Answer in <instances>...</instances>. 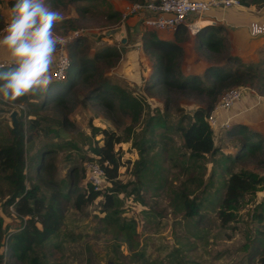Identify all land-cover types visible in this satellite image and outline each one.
<instances>
[{
  "label": "rangeland",
  "instance_id": "1",
  "mask_svg": "<svg viewBox=\"0 0 264 264\" xmlns=\"http://www.w3.org/2000/svg\"><path fill=\"white\" fill-rule=\"evenodd\" d=\"M47 2L64 16L63 22L58 23L54 31L60 36L75 33L72 39L82 37L85 55L90 56L95 49L106 44L115 45L120 50V56L112 66H99L100 77L107 79L109 84L131 92L140 100L142 109L135 121H132L130 111L118 109L117 106L108 113L105 108L93 104L84 96L88 87L80 81L68 95L70 101L66 103V116L71 123L68 127L60 125L64 111L51 104L43 106L37 114L23 116L24 130L30 123L28 120L38 121V125L31 129L35 131V136L26 144L28 155L34 153L41 144L52 142L56 145L52 153L45 157L50 175L40 180L34 172L29 173L32 182L39 185L41 194H46L45 181L48 179L54 183L59 179L68 181L71 166L74 167L72 172L76 173L71 178L76 192L87 187L83 165L92 156V148L101 144L100 135L91 136L90 127L111 129L121 137V141L113 146L119 162L117 175L101 187V192L115 186L120 188L117 193L121 198L118 219L114 222L104 219L99 204L101 195L79 208L68 206L57 235L49 243L34 247L33 253L38 260L43 264H254L256 256L252 255V259H249V250L258 242V238H264V217L258 218V214L264 212V149L255 150L234 161L232 170L244 168L263 179L253 192L243 194L235 208L226 211L230 213L229 219L222 221L217 212L218 203L213 198L222 193L220 183L225 174L214 160L223 154L231 157L236 152L238 135H228L226 129L216 134L213 131L214 145L218 148L215 156L211 158L205 154L203 158L189 160L181 148L182 138L176 128L179 124H186L185 114L197 105H204L206 98L194 92L185 94L174 91L164 106L161 96L142 89L152 56L141 48L138 36L140 31L149 29L135 24L130 30L125 24L126 19H119V10L125 1ZM253 5L260 9L264 3ZM84 6L86 9L81 10L80 7ZM113 10L118 12V16L109 18L107 14ZM9 11L7 0H0V28L9 19ZM120 24H125L123 43L118 37L102 34L104 29ZM231 50L230 44H227L225 51H195L206 65L210 63L233 68L238 65V61L227 59V55H236ZM263 57L262 54L257 61H251L256 69L263 68L264 64H260ZM241 60L250 63L246 59ZM182 64L180 59L179 69ZM71 70L72 67L69 68ZM262 81L254 79L253 84H250L251 89L262 93L258 90ZM8 109L6 104H0V140L10 137ZM157 116L163 121L154 124L153 132L148 133L145 122ZM141 138H146V143L150 144L143 153L146 170L136 168ZM25 184L27 186L28 182ZM7 190V181L0 173L2 236L17 232L19 221L22 220L15 214L12 205L5 204ZM181 193L188 194L189 198L200 204L196 214L188 216L183 209H179L183 197ZM125 223L133 226L130 240H126L122 231L117 229L118 225ZM4 251L2 244L0 264H27L25 260L15 257L7 259Z\"/></svg>",
  "mask_w": 264,
  "mask_h": 264
},
{
  "label": "trees",
  "instance_id": "2",
  "mask_svg": "<svg viewBox=\"0 0 264 264\" xmlns=\"http://www.w3.org/2000/svg\"><path fill=\"white\" fill-rule=\"evenodd\" d=\"M238 1L243 5L264 3V0ZM13 3L14 0H7V7L10 9ZM80 9L84 10L86 6L80 7ZM107 15L111 18L118 16V12L113 10ZM1 23L2 15L0 13V26ZM185 32V28L178 25L170 39L155 36L152 30L140 34L141 48L152 56L149 73L142 83V89L161 96L164 106L167 105L174 91L185 94L194 92L206 98L204 105H197L188 114H185L186 124H179L176 128L182 138L181 148H183V152L187 153L189 160L194 161L203 158L205 154L212 158L218 152L206 116L221 92L232 86L251 88L250 84H253L254 79H263L260 89L257 87L262 93L254 91L264 95V66L256 69L251 62L245 63L237 55H227V59L238 61V65L232 68L208 63L201 74L181 73L179 59L183 53V48L179 42L186 38ZM81 39L82 37H74L67 45L69 66L65 79H52L47 91L28 95L17 101L24 104V113L37 114L43 106L51 104L56 109L64 111L60 125L68 127L71 124L66 116V103L70 101L68 95L71 88L81 81L84 86L88 87L84 96L93 101V104L105 108L108 113L116 106L118 109L128 110L131 112L132 121H135L142 109L140 100L131 92L118 85L109 84L107 79L103 76L100 77L99 66L101 64L108 67L112 66L119 58L120 50L115 45L106 44L87 56L83 53L84 48L81 45ZM193 44L195 49L203 53L206 51H225L227 44L229 45L224 27L221 24H207L200 28L193 35ZM261 60L260 64H264V57ZM7 65H2L0 68H6ZM70 67H72L71 71H69ZM34 96L37 98L36 100L29 99ZM22 118L21 114H16V121L14 124L11 123L9 129L10 137L0 140V173L8 185L5 204L12 205L15 214L22 219L19 221L17 232H8L2 236V218L0 216V246L3 244L7 259L15 257L17 260H25L27 264H43L33 253L34 247L38 244L49 243L57 235L68 206L72 205L79 208L82 204L101 195L99 204L101 211L104 212L103 217L114 222L118 219L121 211V198L117 195L120 188L115 186L106 188L101 192V189L93 190L87 183V187L83 191L76 192V188L71 183L73 176H75V171L72 172L74 167L71 166L68 181L59 179L54 183L48 179L45 181L46 194H41L39 185L32 182L29 173L34 172L40 180H45L50 175L49 163L45 162V157L52 153L56 145L52 142L41 144L34 153L28 155L26 144L35 136V131H31V129L38 125V121L35 119L28 120L30 123L27 126V131L23 128ZM159 121H163V119H159L157 116L154 120L150 119L145 122V129L149 130L148 133L153 132V125ZM90 130L91 136L100 135L99 139L101 140V144L92 148V155L102 165L107 180L111 181L117 175L119 163L113 146L121 141V137L107 128L92 126ZM226 130L228 135H238L239 144L231 157L223 154L214 160L219 164L221 172L225 174L220 183L222 193L213 198L218 203V215L224 222L229 219L230 215L226 211L235 208L243 194L253 192L263 179L258 174L244 168L232 170L234 161L255 150L264 149V137L261 136V133L249 128L244 123H229ZM149 147L150 144L146 143V138L139 140L140 158L136 163V168L147 169L145 168L143 153ZM26 181L28 182L27 186ZM181 196L183 197L179 202L181 205L179 209H183L184 214L188 216L196 214L201 207L200 204L189 198L186 193H181ZM258 216V218L264 217V212L259 213ZM117 229L122 231L126 240L131 239L134 231L132 224H121L118 225ZM257 241L249 250V259H252L250 257L253 255L252 257L256 256L253 261L254 264H264V238L260 237ZM1 258L0 252V260Z\"/></svg>",
  "mask_w": 264,
  "mask_h": 264
},
{
  "label": "clouds",
  "instance_id": "3",
  "mask_svg": "<svg viewBox=\"0 0 264 264\" xmlns=\"http://www.w3.org/2000/svg\"><path fill=\"white\" fill-rule=\"evenodd\" d=\"M63 20L62 12L47 0H14L0 37V48L9 56L6 68H0V97L5 103L47 91L55 53L65 43L54 31Z\"/></svg>",
  "mask_w": 264,
  "mask_h": 264
},
{
  "label": "built area",
  "instance_id": "4",
  "mask_svg": "<svg viewBox=\"0 0 264 264\" xmlns=\"http://www.w3.org/2000/svg\"><path fill=\"white\" fill-rule=\"evenodd\" d=\"M241 5L238 0H141V1H127L119 10V19L125 20L132 15H139L142 26L149 29H167L174 30L176 26L181 25L190 34H195L203 24L197 25L196 21L204 19V13L210 8L224 7L227 5ZM9 19L3 23L0 28V33L4 29ZM249 30L252 35L264 34V21H252L249 24ZM73 34L61 36L65 43L58 47L55 53V60L52 66V79L62 80L67 76L69 66V57L67 54V45L71 41ZM9 62H0V66L7 65ZM245 89H250L246 86H232L225 89L219 95L213 107L209 110L206 119L213 131L218 133L220 130H225L229 122L227 119L218 120L216 111L218 109H227L235 101H237ZM253 91V90H252ZM0 104L8 106V113L14 109L16 114H22V117L27 114L24 113V106L21 102L5 103L0 97ZM85 178L87 183L93 190L101 189L107 178L102 165L97 161L96 157L92 155L84 162Z\"/></svg>",
  "mask_w": 264,
  "mask_h": 264
},
{
  "label": "crops",
  "instance_id": "5",
  "mask_svg": "<svg viewBox=\"0 0 264 264\" xmlns=\"http://www.w3.org/2000/svg\"><path fill=\"white\" fill-rule=\"evenodd\" d=\"M124 1L127 2L128 0ZM203 18L208 21L204 23L203 26L207 24H221L224 27V33L232 49L231 51L239 56L240 59H246V61L250 62L257 61L260 55H264V34L252 35L249 30L250 22L264 21V5L261 6L260 9H256L253 4H231L224 7H213L204 13ZM125 21V24L130 30L133 29L132 27H134L135 24L140 25L142 28H147L142 26L139 22V15L129 16ZM125 24H123L124 27ZM149 30H152L156 36L166 39L172 38L174 31L167 29ZM141 33L140 31L138 36L139 42ZM3 34L4 33H1L0 37H2ZM186 35V38L179 42L183 48V53L180 57L183 64L182 67L180 66V71L184 74H201L206 63L196 54L197 52L193 44L194 34L187 33ZM134 38L137 39L135 33ZM0 62H9L6 49L0 48ZM261 96L262 95H258L256 92L252 91V89H245L240 98L229 108L218 109L216 111V117L220 121L227 119L229 123H244L251 129L261 131L262 135H264V102H262L261 99L258 100ZM29 99L36 100L37 98L34 96Z\"/></svg>",
  "mask_w": 264,
  "mask_h": 264
},
{
  "label": "water",
  "instance_id": "6",
  "mask_svg": "<svg viewBox=\"0 0 264 264\" xmlns=\"http://www.w3.org/2000/svg\"><path fill=\"white\" fill-rule=\"evenodd\" d=\"M123 24H120L117 27H110V28H106L102 31V34L106 37H118L119 41L121 43H123L125 41V37L123 36ZM262 102H264V96L260 97ZM8 117L10 119V122L12 124L15 123L16 121V110L12 109L9 113H8ZM214 139V138H213Z\"/></svg>",
  "mask_w": 264,
  "mask_h": 264
},
{
  "label": "bare ground",
  "instance_id": "7",
  "mask_svg": "<svg viewBox=\"0 0 264 264\" xmlns=\"http://www.w3.org/2000/svg\"><path fill=\"white\" fill-rule=\"evenodd\" d=\"M208 21L204 20V19H199L196 21V24L197 25H200V24H204V23H207Z\"/></svg>",
  "mask_w": 264,
  "mask_h": 264
}]
</instances>
